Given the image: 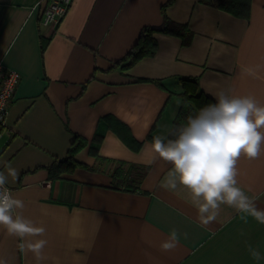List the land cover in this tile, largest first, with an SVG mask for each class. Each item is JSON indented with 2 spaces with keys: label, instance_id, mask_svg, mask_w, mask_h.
Returning <instances> with one entry per match:
<instances>
[{
  "label": "crops",
  "instance_id": "obj_1",
  "mask_svg": "<svg viewBox=\"0 0 264 264\" xmlns=\"http://www.w3.org/2000/svg\"><path fill=\"white\" fill-rule=\"evenodd\" d=\"M166 1L73 0L54 26L41 24V0H0V61L21 75L0 133V171H17L7 187L24 202L20 214L45 228L42 237L25 239L47 241L37 259L0 226V264H264L248 252L251 245L264 255V224L226 204L215 221L202 224L189 189L163 186L172 165L147 139L149 133L167 139L183 101L182 78L197 77L196 95L211 102L224 91L264 104V0H250L247 18L210 0H174L167 15L193 31L190 44L154 33V55L108 71L143 26L161 24ZM137 78L161 79L163 88ZM106 114L143 144L133 151L107 129L98 154L146 165L139 190L115 188L106 169L78 167L51 179L47 167L66 155L74 134L87 140L75 158L95 163L89 144ZM197 114L193 108L181 125ZM237 168L239 186L264 212V150L255 159L242 156ZM172 231L179 243L162 251Z\"/></svg>",
  "mask_w": 264,
  "mask_h": 264
},
{
  "label": "clouds",
  "instance_id": "obj_2",
  "mask_svg": "<svg viewBox=\"0 0 264 264\" xmlns=\"http://www.w3.org/2000/svg\"><path fill=\"white\" fill-rule=\"evenodd\" d=\"M262 146L264 104L250 95L229 96L220 91L216 93L215 103L188 117L187 124L176 131L174 139L156 136L150 147L158 158L172 165L163 186L175 189L178 182L189 189L200 222L208 225L216 220L222 204L250 213L258 223L264 224V212L255 209L237 180L239 159L257 158L264 150ZM6 167V172L0 171V226L22 241L21 250L26 249L40 259L47 241L25 238L42 237L45 228L20 214L24 202L7 188L9 177L14 181L18 173ZM178 243V234L172 231L162 242L161 250L171 251ZM248 252L254 261L264 259L259 248L249 245Z\"/></svg>",
  "mask_w": 264,
  "mask_h": 264
},
{
  "label": "trees",
  "instance_id": "obj_3",
  "mask_svg": "<svg viewBox=\"0 0 264 264\" xmlns=\"http://www.w3.org/2000/svg\"><path fill=\"white\" fill-rule=\"evenodd\" d=\"M173 2L174 0H167L161 6V24L143 26L140 29L139 37L135 44L130 47V49L121 59L115 61L108 71L118 67L121 69V71L127 70L140 59L154 55L158 46L157 40L154 37V33L174 35L181 39L182 45L186 46L190 44L193 37V31L186 23L174 21L167 15L166 9ZM209 2L235 16L243 18H247L249 16L250 0H210ZM45 47L46 42H42L41 52L44 51ZM95 71L96 69L89 76L88 80H91L95 77ZM137 81L153 82L160 88H163L161 79L137 78ZM181 81L183 85V92L181 93L183 101L178 115L173 120L172 128L167 139L175 138L176 131L180 127H183L180 123V120L186 117V115L193 108L197 109L199 112L204 106L215 103L209 101V98L202 93L196 95L198 90L197 77H186L182 78ZM82 89H84V87ZM107 129L112 130L121 139V141L133 151H138L143 144V142L138 141L133 137L129 128L125 124L120 122L113 115L106 114L99 118L97 129L89 144V154L95 157V163L90 166L83 162H79L75 158L76 153H78L80 149L87 145V140L77 134H74L73 141L71 142L66 155L62 158L54 160L47 167L49 177L51 179L59 178L62 173H71L78 167L85 168L90 171H104L106 169L112 177L115 188L123 189L124 191L128 192L138 191L140 182L145 176L148 167L146 165L135 164L121 159L99 156L98 147ZM1 131L2 128H0V132ZM153 138L154 137L150 133L147 135L148 140L153 141ZM105 162L109 163V167H105L103 165Z\"/></svg>",
  "mask_w": 264,
  "mask_h": 264
},
{
  "label": "built area",
  "instance_id": "obj_4",
  "mask_svg": "<svg viewBox=\"0 0 264 264\" xmlns=\"http://www.w3.org/2000/svg\"><path fill=\"white\" fill-rule=\"evenodd\" d=\"M72 1L41 0V24L56 26L67 14ZM19 79L20 75L17 71L5 67L0 61V127L5 125V118L12 104Z\"/></svg>",
  "mask_w": 264,
  "mask_h": 264
},
{
  "label": "rangeland",
  "instance_id": "obj_5",
  "mask_svg": "<svg viewBox=\"0 0 264 264\" xmlns=\"http://www.w3.org/2000/svg\"><path fill=\"white\" fill-rule=\"evenodd\" d=\"M40 15H41V3H40ZM42 17V16H41ZM11 69V68H10ZM12 70H14V69H12ZM15 71H17V70H15ZM18 72V71H17ZM19 73V72H18ZM19 75H20V73H19ZM20 80H21V75H20V79H19V82H20ZM19 82H18V84H19ZM18 84H17V86H18ZM17 86H16V88H17ZM16 88H15V91H16ZM14 94H15V92H14ZM5 126V125H4ZM3 126V127H4ZM3 127H0V128H2V130H3ZM1 133V132H0Z\"/></svg>",
  "mask_w": 264,
  "mask_h": 264
}]
</instances>
